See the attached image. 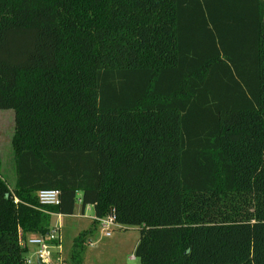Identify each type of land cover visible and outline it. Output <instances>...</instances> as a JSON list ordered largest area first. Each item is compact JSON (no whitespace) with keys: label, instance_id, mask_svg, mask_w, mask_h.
Returning <instances> with one entry per match:
<instances>
[{"label":"trees","instance_id":"16d2710c","mask_svg":"<svg viewBox=\"0 0 264 264\" xmlns=\"http://www.w3.org/2000/svg\"><path fill=\"white\" fill-rule=\"evenodd\" d=\"M0 111V264L78 203L140 264H264V0H0Z\"/></svg>","mask_w":264,"mask_h":264},{"label":"crops","instance_id":"0c3cea01","mask_svg":"<svg viewBox=\"0 0 264 264\" xmlns=\"http://www.w3.org/2000/svg\"><path fill=\"white\" fill-rule=\"evenodd\" d=\"M79 204V203H78ZM79 208V209H78ZM91 208H86L85 210L82 209L81 204L76 205L75 211L73 215H58V214H52L51 215V221H50V229L59 227L60 231V243H54L50 246V253L51 258L53 254V260L55 264L58 263L59 260H62L63 262L69 261L71 257L72 252V246L73 241L84 232H87L90 227L92 226V223H96V228L99 227L101 230L99 224L94 220V215L92 218H86V212L90 210ZM79 212L77 214L76 212ZM77 220H86L88 222H78ZM126 228L121 229H114L111 230L110 235L108 236L105 232L101 230V237H103V240L101 239H91L92 233L89 234L86 238V242L84 245V248L86 249H92L87 251V253L83 255V264H92L91 262V252L96 250H99V253L103 254L104 257H108L109 250L113 249L112 256L115 259V264H124L125 261L127 264L130 262H134L137 259L134 256L135 249L137 246L138 241L134 244V247L130 253H124L126 244L124 243V239L122 236H113V233L116 230H125ZM32 238V236H28L26 240H22L21 237L17 239V245L24 250L23 258L24 260H30L32 264H39L37 262V259L35 257V252L37 251V248L35 246H31L28 243H25L28 239ZM102 242H107L104 245ZM0 251H2V248L0 246ZM121 254H124V258L121 257ZM132 254V255H131ZM124 259V260H123ZM25 264V263H24ZM51 264V263H50Z\"/></svg>","mask_w":264,"mask_h":264},{"label":"rangeland","instance_id":"374dc122","mask_svg":"<svg viewBox=\"0 0 264 264\" xmlns=\"http://www.w3.org/2000/svg\"><path fill=\"white\" fill-rule=\"evenodd\" d=\"M15 133V115L13 111H0V171L4 177V179L7 181L9 187L13 188L16 181L15 176V169H14V153L11 146V141L13 138V135ZM79 206V204H77ZM79 209V208H78ZM79 214L78 210L76 212ZM94 215L93 210L90 209L86 212V218H92ZM78 222H88L86 220H77ZM122 236L124 239V243L126 244L124 253H130L134 247V244L136 241L139 240L140 237V230L138 228H129L123 230H116L113 233V236ZM101 239L103 240V237H101V230L99 227L95 229L92 233L91 239ZM107 242H102L104 245ZM92 249H85L83 248V254L87 253ZM101 249L91 252L92 258L91 262L92 264H115V259L112 256L113 249L109 250L108 257H104L103 254L99 253ZM132 255V254H131ZM121 257L124 258V254H121ZM124 260V259H123ZM124 264H127L125 261ZM51 264H55L53 260V254L51 258ZM128 264H140L138 260L134 262H130Z\"/></svg>","mask_w":264,"mask_h":264},{"label":"built area","instance_id":"2783aa9c","mask_svg":"<svg viewBox=\"0 0 264 264\" xmlns=\"http://www.w3.org/2000/svg\"><path fill=\"white\" fill-rule=\"evenodd\" d=\"M38 203L40 210L46 212L50 208H56L60 206V192L57 190H44L38 194ZM48 213V212H46ZM94 220L99 224L101 230L105 232L108 236L111 230L121 229L122 226L118 225L116 222V217L114 214L106 218H96ZM60 229L59 227L51 228L49 233L43 236H34L28 239L27 243L31 246H35L37 251L35 252V257L39 264H50L51 263V253L50 246L54 243H60ZM25 264H32L30 260H26ZM57 264H67L62 260H59Z\"/></svg>","mask_w":264,"mask_h":264}]
</instances>
